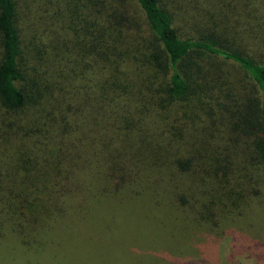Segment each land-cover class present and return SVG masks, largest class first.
<instances>
[{
  "label": "trees",
  "instance_id": "obj_1",
  "mask_svg": "<svg viewBox=\"0 0 264 264\" xmlns=\"http://www.w3.org/2000/svg\"><path fill=\"white\" fill-rule=\"evenodd\" d=\"M121 194L181 228L159 221L151 259L119 250L116 264H191L180 232L251 230L264 0H0V264H53L57 223L84 228L97 198L116 210Z\"/></svg>",
  "mask_w": 264,
  "mask_h": 264
},
{
  "label": "rangeland",
  "instance_id": "obj_2",
  "mask_svg": "<svg viewBox=\"0 0 264 264\" xmlns=\"http://www.w3.org/2000/svg\"><path fill=\"white\" fill-rule=\"evenodd\" d=\"M96 197H92L91 200ZM118 197L111 199V202L118 203L119 207L116 210L113 209L112 204L108 203L110 198L102 197L100 200L97 198L93 204H98L100 209L93 210L84 228L80 226L78 217H74L75 219L67 217L64 222L57 223L51 236L54 243L59 245H48L43 254L50 255L53 264H57L58 256L62 257V264H116L117 259L111 260L110 254L124 250V253L132 254L131 256L128 254L131 263L134 260L141 262L140 258L137 259L141 254L145 256V260L147 257L151 259L144 253V249L148 245L147 239L150 238L151 232L158 231L159 221H164L165 224L180 230L181 223L172 221L167 211H157V216L145 219L143 211L146 208L143 209L139 201L134 200L128 203L129 199L121 194L118 202ZM260 209L252 210L248 214L250 222H254L249 232L245 231L246 229L241 230L242 227L239 225L243 228L247 226L239 220L240 224H231L232 226L225 230L224 237L218 242L203 235L201 230L191 231V233L190 231L180 232L183 238L189 237L193 240V245H198L189 254L194 260L191 264H211V262L212 264H264V210ZM105 222L107 229H105ZM169 236L172 237V235ZM202 239L206 241L205 244H200ZM87 245L89 247L85 250ZM85 253L88 256L87 259L83 258ZM161 256L158 254V257ZM19 257L24 258L25 255ZM26 257L31 258L28 255ZM190 259L191 257L186 258V261L190 263ZM18 260L6 258L1 264H15ZM37 260L42 259L40 257ZM174 261H177V264L183 263L182 259ZM33 263L36 264L34 261ZM165 264H173V262L167 260Z\"/></svg>",
  "mask_w": 264,
  "mask_h": 264
}]
</instances>
